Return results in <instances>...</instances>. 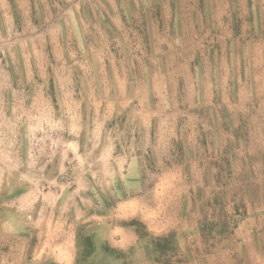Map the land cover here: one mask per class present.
<instances>
[{
	"label": "rangeland",
	"instance_id": "374dc122",
	"mask_svg": "<svg viewBox=\"0 0 264 264\" xmlns=\"http://www.w3.org/2000/svg\"><path fill=\"white\" fill-rule=\"evenodd\" d=\"M4 170L116 264H264V0H0Z\"/></svg>",
	"mask_w": 264,
	"mask_h": 264
},
{
	"label": "crops",
	"instance_id": "0c3cea01",
	"mask_svg": "<svg viewBox=\"0 0 264 264\" xmlns=\"http://www.w3.org/2000/svg\"><path fill=\"white\" fill-rule=\"evenodd\" d=\"M14 173H0V264H76L75 185L19 181Z\"/></svg>",
	"mask_w": 264,
	"mask_h": 264
},
{
	"label": "trees",
	"instance_id": "16d2710c",
	"mask_svg": "<svg viewBox=\"0 0 264 264\" xmlns=\"http://www.w3.org/2000/svg\"><path fill=\"white\" fill-rule=\"evenodd\" d=\"M81 240V241H80ZM80 252L78 254L76 264H109L107 260H111L114 263V249L110 248L106 244L102 246H93L92 245V236L90 234L80 235ZM97 257L98 261L93 262V257Z\"/></svg>",
	"mask_w": 264,
	"mask_h": 264
}]
</instances>
